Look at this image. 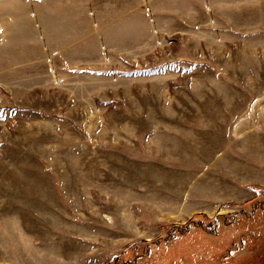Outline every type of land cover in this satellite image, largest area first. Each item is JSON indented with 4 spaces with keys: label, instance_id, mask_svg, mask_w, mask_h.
Listing matches in <instances>:
<instances>
[{
    "label": "rangeland",
    "instance_id": "374dc122",
    "mask_svg": "<svg viewBox=\"0 0 264 264\" xmlns=\"http://www.w3.org/2000/svg\"><path fill=\"white\" fill-rule=\"evenodd\" d=\"M0 264H264V0H0Z\"/></svg>",
    "mask_w": 264,
    "mask_h": 264
}]
</instances>
